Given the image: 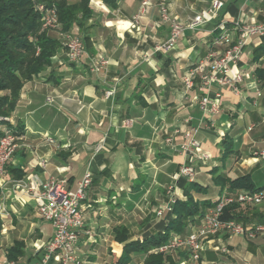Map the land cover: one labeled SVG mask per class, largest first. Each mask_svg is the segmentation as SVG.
<instances>
[{
	"label": "crops",
	"instance_id": "0c3cea01",
	"mask_svg": "<svg viewBox=\"0 0 264 264\" xmlns=\"http://www.w3.org/2000/svg\"><path fill=\"white\" fill-rule=\"evenodd\" d=\"M220 1L223 7L208 16L213 0H155L136 22L133 18L143 0H120L116 9L93 0V17L83 30L74 25L68 32L61 26L49 32L62 47L52 66L24 84L18 104L1 126L13 127L21 140L0 180L5 207L0 214V264L10 261L12 248H17L11 260L16 264L43 260L54 227L40 216L34 196L51 177L76 191L84 176L92 175L82 203L84 228L78 243L84 264L117 261L124 252V244L116 241L120 228L129 232L130 241L164 233L174 218L173 200L187 201L190 183L202 187L192 192L202 203L215 204L231 194L228 186L216 182L220 175L231 180L250 175L256 190L264 193V158L256 155L264 151V79L258 76L264 71V37H247L235 29L237 23L264 25V0ZM160 4L184 26L199 15L205 22L186 29L175 47L156 53L155 46L170 37ZM225 31L231 42L218 44ZM72 36L85 46L78 63L68 61L64 48ZM238 39H246L238 66L244 75L240 92L214 85L211 98L221 93V111L204 114L200 101L207 92L200 86L187 92L186 71L211 52L223 53ZM101 56L108 64L101 72L91 71ZM112 90L114 95L107 98ZM129 120L132 127L123 128ZM187 133L199 140L200 150H182ZM226 138L232 142L227 155ZM203 153L210 156L205 163L199 158ZM184 165L195 169L193 182L180 176ZM241 212L247 225L264 223V202L243 205ZM201 223L190 225L186 235ZM163 255L175 264H264V235L217 236L205 243L198 261L185 248ZM145 261L146 255L138 253L131 264Z\"/></svg>",
	"mask_w": 264,
	"mask_h": 264
},
{
	"label": "built area",
	"instance_id": "2783aa9c",
	"mask_svg": "<svg viewBox=\"0 0 264 264\" xmlns=\"http://www.w3.org/2000/svg\"><path fill=\"white\" fill-rule=\"evenodd\" d=\"M155 0H143L140 10L134 16V21L138 22L140 18L148 14L153 7ZM93 3V0H90ZM223 7L220 0H213L212 8L207 13L208 16H215ZM161 19L170 24V37L161 44L155 46L154 51L162 52L175 47L183 36L186 29L195 30L205 22V16L199 15L188 25L184 26L170 14L165 4H160ZM41 20L45 30H55L59 28L60 23L56 8L39 6ZM236 31L240 35L247 37H264V25L257 23H237ZM231 42V36L228 31L218 39V44H227ZM246 39H238L236 43L230 44L223 53H209L205 58L198 61L197 64L190 67L183 78L184 88L187 92L200 86L207 92L206 96L200 101V108L204 114L217 115L220 113L221 93H215L211 98L212 87L217 85L221 88H229L235 93H239L240 84L244 81V75L238 70L239 63L244 54ZM67 59L71 63H78L85 54L84 42L81 38L72 36L68 38L64 45ZM108 64V60L101 56L93 61L91 71L101 72ZM114 90L106 92V97L111 98ZM0 121H8V118H0ZM133 121L129 120L123 123V128H130ZM0 136V180L7 173V166L13 156L20 148L21 137L13 127H4L1 129ZM182 150L190 154L195 150H200L201 143L194 134L185 135V143L181 146ZM257 157L264 158V151L257 152ZM202 162H207L210 156L206 153L200 155ZM180 176L193 182L196 177V171L192 166L184 165L181 167ZM92 184V175L88 172L79 182L76 191H69L64 181L51 177L46 182H42L39 191L34 196L38 206L40 216L44 221L50 222L54 227V234L45 247V255L40 264H50L51 261L56 264H84L78 256V243L81 230L84 228V216L82 203L86 200L87 191ZM17 187L23 188L22 183ZM172 194L173 191L170 190ZM176 201L173 200V203ZM264 202V193L238 192L234 195L225 194L214 207L208 209L204 214L202 223L187 235H174L166 244L154 250L157 254H171L172 252L185 248L189 256L194 261H198L204 249L206 242L220 235L244 236L254 238L258 235H264V223L245 225L236 220L223 219L224 210L228 205L241 204L249 206H259ZM172 211V208H167ZM5 211L4 204L0 202V214ZM163 210L158 211L161 216ZM7 264H16L8 261Z\"/></svg>",
	"mask_w": 264,
	"mask_h": 264
},
{
	"label": "trees",
	"instance_id": "16d2710c",
	"mask_svg": "<svg viewBox=\"0 0 264 264\" xmlns=\"http://www.w3.org/2000/svg\"><path fill=\"white\" fill-rule=\"evenodd\" d=\"M110 8L116 9L120 0H102ZM56 8L59 23L63 32L70 31L74 25L81 30L86 22L93 17L89 0L71 3L70 0H0V118H8L20 99L25 83L40 75L52 66L61 43L42 31V20L39 6ZM259 78L264 79V71H258ZM0 121L1 126L6 124ZM226 155L232 153V142L226 138ZM221 186H228L231 194L240 190L250 192L256 190L250 175L234 180L223 176L216 178ZM201 192L202 187L190 183L185 189L187 201H176L173 207L174 218L164 233L147 238L143 241H130L131 236L125 228L116 232V241L124 244L123 255L112 264H131L134 254L146 255L145 264H175L163 254L153 251L166 244L174 235H186L190 225L199 224L206 211L216 204L195 201L192 192ZM241 204L228 205L224 210L223 219L236 220L247 225ZM17 248L9 251V260L16 259Z\"/></svg>",
	"mask_w": 264,
	"mask_h": 264
},
{
	"label": "rangeland",
	"instance_id": "374dc122",
	"mask_svg": "<svg viewBox=\"0 0 264 264\" xmlns=\"http://www.w3.org/2000/svg\"><path fill=\"white\" fill-rule=\"evenodd\" d=\"M79 1H82V0H70L71 3H74V2H79ZM90 1V0H89ZM45 6V5H43ZM42 31H46V32H50V30H45L44 27H43V22H42Z\"/></svg>",
	"mask_w": 264,
	"mask_h": 264
}]
</instances>
